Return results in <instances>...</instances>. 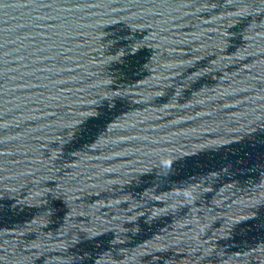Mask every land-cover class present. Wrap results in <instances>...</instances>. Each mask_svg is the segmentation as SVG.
Returning <instances> with one entry per match:
<instances>
[{
	"label": "water",
	"instance_id": "1",
	"mask_svg": "<svg viewBox=\"0 0 264 264\" xmlns=\"http://www.w3.org/2000/svg\"><path fill=\"white\" fill-rule=\"evenodd\" d=\"M0 264H264V0H0Z\"/></svg>",
	"mask_w": 264,
	"mask_h": 264
}]
</instances>
